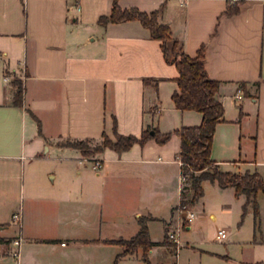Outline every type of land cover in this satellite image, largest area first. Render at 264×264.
Here are the masks:
<instances>
[{
  "label": "crops",
  "instance_id": "crops-1",
  "mask_svg": "<svg viewBox=\"0 0 264 264\" xmlns=\"http://www.w3.org/2000/svg\"><path fill=\"white\" fill-rule=\"evenodd\" d=\"M118 4L145 12L162 5L159 22L171 27L186 54L194 57L204 46V66L219 81L224 108L211 159L223 171H257L264 178V0ZM234 5L238 11L225 14ZM111 7L112 0H0V264H8L16 237L14 264H113L125 247L109 241L130 239L141 221L155 243L149 264H184L170 251L172 242L162 244L152 233L153 223H162L164 232L177 224L178 135L90 156L66 145L97 144L102 133L114 140V124L117 133L139 137L147 126L173 132L202 120L200 112L175 108L177 69L147 28L136 19L98 23ZM14 78L23 86L21 106L13 104ZM96 159L101 165L93 169ZM215 193L226 195L235 221L245 196H235L231 186L218 185ZM197 205L200 220L206 209ZM15 212L20 227L12 222ZM186 245L200 250L198 264H264V256L245 248L261 249L264 234L227 238L221 246ZM165 248L170 260L158 257ZM141 253L138 248L118 264H145Z\"/></svg>",
  "mask_w": 264,
  "mask_h": 264
},
{
  "label": "trees",
  "instance_id": "trees-1",
  "mask_svg": "<svg viewBox=\"0 0 264 264\" xmlns=\"http://www.w3.org/2000/svg\"><path fill=\"white\" fill-rule=\"evenodd\" d=\"M243 1V0H237ZM163 6L151 12L141 11L136 7L121 8L118 0H112L111 11L108 15L98 18L100 25L109 22L117 23L125 20H138L149 30L150 37L160 41V47L165 61L174 64L178 75L175 78L177 89L173 91L171 99L178 110H195L202 114L201 123L197 126H182L173 132H160L156 127L147 126L143 128L139 137L128 134H119L114 124V137L112 140L102 133V140L94 146H89V140H74L66 142V145L77 148L84 156H90L102 152L105 148L115 151L129 149L133 144L143 145L148 139H154L159 144L166 143L172 134L178 135L180 139L179 159L180 172L184 176V185L180 191L178 205L195 203L203 195L202 182L209 180L217 182L220 187L231 186L234 188L235 196L243 194L245 202L242 205V216L247 206L251 205L255 221L258 219L259 211L257 205L258 192H264V179L257 171H245L237 173L223 171L211 159L210 151L213 141L215 126L223 121L224 108L218 95L219 81L210 78L204 66V46L192 57L183 50L181 42L173 36L171 27L166 23L159 22ZM238 11L236 5L227 8L225 14ZM15 87L13 104L21 106L23 101V86L17 78L13 79ZM38 130L40 123L37 120ZM152 132V133H150ZM198 172V174H196ZM139 231L130 239L110 240V243L123 245V252L118 254L113 261L125 255L134 253L138 248L142 249V260L149 264L148 251L155 244L149 239L147 225L144 221L140 223ZM162 244L171 245L165 232Z\"/></svg>",
  "mask_w": 264,
  "mask_h": 264
},
{
  "label": "rangeland",
  "instance_id": "rangeland-1",
  "mask_svg": "<svg viewBox=\"0 0 264 264\" xmlns=\"http://www.w3.org/2000/svg\"><path fill=\"white\" fill-rule=\"evenodd\" d=\"M90 147L94 146L96 143L89 142L88 143ZM198 174V172L196 173ZM264 179V178H263ZM202 188H203V196L200 199V202L197 203V201L193 204H188L190 210H194L193 213L196 216V219L194 220L195 224L193 228L190 230H187L185 226L180 228L179 232V240L180 242L184 243L181 244L178 248L179 253V260L184 263H191V264H198L199 263V257H200V250L197 248H192L188 245H186V242L192 243L195 246L198 247H205L207 245L209 246H221L220 243H223L227 238H235L246 241V239H249V237L254 234L255 236H259V234H264V192H258L257 194V205H258V211L259 216L258 219L255 221L253 209L251 205L247 206V209L242 216V203L241 210L236 218V220H233V214L232 211L228 207V198L226 195L221 196V198L215 193V188H218V185L215 184V182H211L209 180H204L202 182ZM245 202V201H244ZM197 204H202L204 208L206 209V215L202 219H198L199 212L197 211L198 206ZM211 213H214L216 215L215 219H211L209 215ZM174 220L179 222L178 220V212L174 215ZM177 225V224H176ZM231 229V233L229 234L227 232L228 229ZM234 227L238 228L239 231L235 232ZM174 226H167L168 230H174ZM166 231V234H167ZM152 233L154 237L159 241H163L165 237V232L162 228V223H153L152 225ZM228 235V236H227ZM171 242V241H170ZM220 242V243H219ZM170 251L173 253L175 252L176 245L172 243L171 246H169ZM248 253L250 254L251 251H254L255 257H263L264 256V246L260 247L261 249H258L257 246H254V249L248 248ZM14 248H10L11 253ZM180 249V250H179ZM246 250V249H244ZM167 250L166 248L161 251V254L158 256L160 258L164 257L165 259L168 258L170 260L171 252ZM149 257V256H148ZM142 259V253L141 257ZM13 259L15 258L12 256L10 259H8V264H14ZM119 261V260H118ZM143 261V260H142ZM145 263V262H144ZM118 264V262H117ZM120 264H131L128 261H122ZM146 264V263H145Z\"/></svg>",
  "mask_w": 264,
  "mask_h": 264
},
{
  "label": "built area",
  "instance_id": "built-area-1",
  "mask_svg": "<svg viewBox=\"0 0 264 264\" xmlns=\"http://www.w3.org/2000/svg\"><path fill=\"white\" fill-rule=\"evenodd\" d=\"M3 79L5 81H8L9 77L7 75H5ZM236 97L238 98V96H236ZM100 165H101V161L100 160H97V159L96 160H92V168L93 169H98L100 167ZM180 165H181V163H180ZM184 180H185L184 176L181 175L180 176L181 188L184 185ZM177 212H178V220H179V222L177 223V225L174 228V230L172 229V230H168L167 231L168 240L171 241L174 245H176L174 256H176L178 248L181 245V242L179 240L180 228L182 226L184 227L195 216L193 211L189 209L188 204H185V205H182V206L178 205L177 206ZM11 219H12V222L17 224L18 227L21 226L22 216H21L20 212L13 213L12 216H11ZM20 242H21L20 237L13 238L10 241V243L14 246V249L12 250V253H11L14 258L18 257V254H19L18 247L20 245Z\"/></svg>",
  "mask_w": 264,
  "mask_h": 264
},
{
  "label": "water",
  "instance_id": "water-1",
  "mask_svg": "<svg viewBox=\"0 0 264 264\" xmlns=\"http://www.w3.org/2000/svg\"><path fill=\"white\" fill-rule=\"evenodd\" d=\"M215 97L217 98V97H218V95H216ZM150 133H152V132H150Z\"/></svg>",
  "mask_w": 264,
  "mask_h": 264
}]
</instances>
